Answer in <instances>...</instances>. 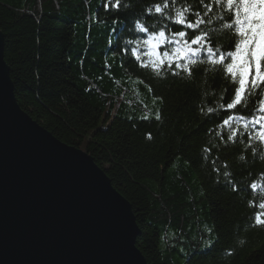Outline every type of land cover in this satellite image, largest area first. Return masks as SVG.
Wrapping results in <instances>:
<instances>
[{"label": "trees", "instance_id": "obj_1", "mask_svg": "<svg viewBox=\"0 0 264 264\" xmlns=\"http://www.w3.org/2000/svg\"><path fill=\"white\" fill-rule=\"evenodd\" d=\"M128 2L127 28L117 37L101 0H0L19 106L106 173L131 206L147 264H264V227L255 223L264 213V146L249 147L240 133L228 140L222 122L241 114L224 108L234 85L206 63L192 76L159 78L131 53L117 48L113 56L109 39L127 46L133 14L159 0Z\"/></svg>", "mask_w": 264, "mask_h": 264}, {"label": "water", "instance_id": "obj_2", "mask_svg": "<svg viewBox=\"0 0 264 264\" xmlns=\"http://www.w3.org/2000/svg\"><path fill=\"white\" fill-rule=\"evenodd\" d=\"M129 202L19 106L0 32V264H147Z\"/></svg>", "mask_w": 264, "mask_h": 264}, {"label": "snow or ice", "instance_id": "obj_3", "mask_svg": "<svg viewBox=\"0 0 264 264\" xmlns=\"http://www.w3.org/2000/svg\"><path fill=\"white\" fill-rule=\"evenodd\" d=\"M100 6L105 13H112L111 32L119 37L127 28V16L121 18V13H127L131 3L101 0ZM93 15L100 22L98 13ZM152 20L155 22L149 23ZM131 29L135 35L125 41V47H120L118 39L111 47L113 40L109 39L108 51L113 56L117 48L121 55L131 53L138 67L150 69L159 78L181 73L192 76L194 66L206 63V71L211 70L234 85L224 108L237 109L241 114L223 120L222 125L229 129L228 140L234 141L240 133L247 137L249 147L253 141L264 146V0H159L133 14ZM225 37L229 38L227 45L222 42ZM110 67L105 63L106 69ZM249 103L254 106L245 115ZM156 119H160L159 114ZM260 151L264 152V147ZM250 188L256 190V183H251ZM232 190L238 188L233 184ZM259 208L264 209V202L259 203ZM255 223L264 227V213L256 214Z\"/></svg>", "mask_w": 264, "mask_h": 264}]
</instances>
